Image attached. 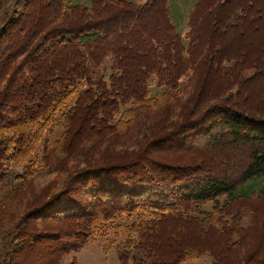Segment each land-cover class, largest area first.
Wrapping results in <instances>:
<instances>
[{"label": "trees", "instance_id": "trees-1", "mask_svg": "<svg viewBox=\"0 0 264 264\" xmlns=\"http://www.w3.org/2000/svg\"><path fill=\"white\" fill-rule=\"evenodd\" d=\"M200 1L184 46L169 0H0L1 264H264V211L233 243L208 209L264 197V0Z\"/></svg>", "mask_w": 264, "mask_h": 264}, {"label": "rangeland", "instance_id": "rangeland-1", "mask_svg": "<svg viewBox=\"0 0 264 264\" xmlns=\"http://www.w3.org/2000/svg\"><path fill=\"white\" fill-rule=\"evenodd\" d=\"M93 1L95 0H69V2L72 5H82V6H87V7H91V5L93 4L92 3ZM130 1L134 2L137 5H144L149 0H130ZM195 1L196 0H169V2H167L170 8L169 11H170L171 21L173 25L175 26L176 30L178 31V33L181 35V40L183 41L184 46L188 44V40H186V38H187V34L190 31V27H189L190 17L197 3V2L195 3ZM230 1H233V2L235 1V3H237V0H220V2L223 4L224 3L228 4ZM228 11L229 10L226 11V14L228 13L227 16H230L228 20V26L231 27V25L237 24L238 22L237 20H235V18L231 17V13H229ZM201 28L203 31H207V28L203 29L204 27L202 26ZM262 32H264V26L255 35H258L260 37L261 36L260 34ZM163 34H164V27L160 30L159 36ZM212 40L214 42V40H216V37L215 38L213 37ZM229 44H230V41H229ZM261 52L264 55V46ZM253 54H256V53H253ZM113 62H114L113 55L106 56L104 63L101 66V71L103 72L107 70L108 72V70L112 68ZM263 74H264V71H263ZM149 83L153 91V94H156L157 92L162 91V89L158 87V82L156 78H152ZM262 89L263 87L262 88L260 87V91ZM233 177L237 178V175L236 176L233 175ZM48 179L49 177H46L44 181H47ZM41 181H43V179ZM263 184H264V174H262L260 177L256 179L250 180L248 183L239 187L237 190V193L249 194L253 191L259 190L263 186ZM220 202L221 203L219 204H215V203L209 204L208 209H211V211H213L215 217L220 222L218 223V226L222 225L224 221H230L231 225L228 227L229 229L228 233L230 234L231 241L233 243L238 242L241 236L247 235L246 234L247 228L252 223V220L255 218V215H258L260 214V212L264 211V197L259 200L238 201L229 208V211L222 208L224 198H222ZM1 233L2 231L0 230V241H1ZM189 235L193 236L192 233H189ZM106 243L108 242L105 240H98L97 242L89 243L77 254L75 258H74V255L72 254V257H69L68 259H66L64 261V264H72L71 263L72 259H75V264H119L117 252L115 251L114 248L105 249V246L107 245ZM206 244H210V243L207 241ZM252 245H254V243H252ZM231 248L232 249L229 251V254L231 255L230 259L238 260L241 257H243L244 253L247 250L250 249V245L249 244L244 245V246L241 245L237 248H234L233 246H231ZM181 264H214V259L209 254L204 253L203 257L201 258L189 260Z\"/></svg>", "mask_w": 264, "mask_h": 264}, {"label": "crops", "instance_id": "crops-1", "mask_svg": "<svg viewBox=\"0 0 264 264\" xmlns=\"http://www.w3.org/2000/svg\"><path fill=\"white\" fill-rule=\"evenodd\" d=\"M198 0L195 1V3L197 2ZM170 9V8H169Z\"/></svg>", "mask_w": 264, "mask_h": 264}]
</instances>
